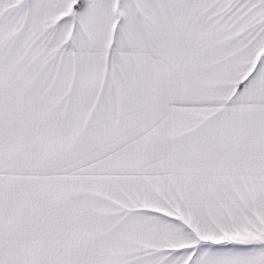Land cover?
<instances>
[{
  "label": "snow or ice",
  "instance_id": "obj_1",
  "mask_svg": "<svg viewBox=\"0 0 264 264\" xmlns=\"http://www.w3.org/2000/svg\"><path fill=\"white\" fill-rule=\"evenodd\" d=\"M0 264H264V0H0Z\"/></svg>",
  "mask_w": 264,
  "mask_h": 264
}]
</instances>
